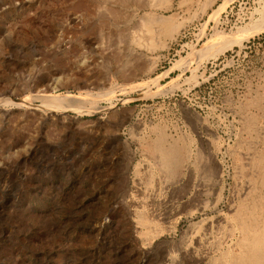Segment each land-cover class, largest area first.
I'll return each mask as SVG.
<instances>
[{
  "label": "rangeland",
  "instance_id": "1",
  "mask_svg": "<svg viewBox=\"0 0 264 264\" xmlns=\"http://www.w3.org/2000/svg\"><path fill=\"white\" fill-rule=\"evenodd\" d=\"M0 101V264H239L264 235V0H0Z\"/></svg>",
  "mask_w": 264,
  "mask_h": 264
},
{
  "label": "bare ground",
  "instance_id": "2",
  "mask_svg": "<svg viewBox=\"0 0 264 264\" xmlns=\"http://www.w3.org/2000/svg\"><path fill=\"white\" fill-rule=\"evenodd\" d=\"M263 13V12H262ZM124 70V69H123ZM12 94V93H10ZM70 97L67 94H60V95H55V96H51L50 99H48L50 102L54 103H59V104H67V102L70 101ZM7 98V97H6ZM5 100V98H3ZM2 99V101H3ZM0 101L1 103H4ZM7 101V99H6ZM5 101V102H6ZM8 102H10V100L8 99ZM11 105H13V107H17L18 105L21 104V102H15L12 101L10 103ZM6 109V108H5ZM36 109V108H35ZM46 109V108H45ZM12 110V109H11ZM9 110V112L11 111ZM47 111V109H46ZM6 112V111H5ZM8 114V113H7ZM6 114V115H7ZM165 157L168 159L170 157V153L165 154ZM168 161V160H167ZM240 223V222H239ZM245 223V222H244ZM261 225V224H260ZM259 226V225H258ZM262 228V227H261ZM260 228V229H261ZM136 231V229H134ZM133 230V231H134ZM139 231V230H138ZM258 231V230H257ZM133 233V232H132ZM131 233V234H132ZM139 233V232H138ZM257 233V232H256ZM136 235V233H134ZM245 234V233H244ZM132 236V235H131ZM137 236V235H136ZM132 238V237H131ZM245 242H246V237L244 238ZM248 239V238H247ZM243 241V240H241ZM249 243V242H248ZM246 243V244H248ZM244 248V247H243ZM236 262H238L239 264H264V235L262 233V235L255 236L254 238H252V246L250 247L249 250L246 251V253L241 254L237 259Z\"/></svg>",
  "mask_w": 264,
  "mask_h": 264
}]
</instances>
